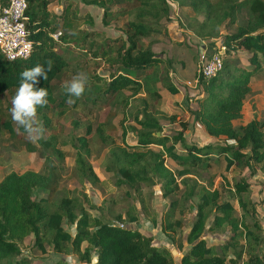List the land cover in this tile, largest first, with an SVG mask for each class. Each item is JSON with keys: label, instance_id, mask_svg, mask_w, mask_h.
<instances>
[{"label": "trees", "instance_id": "obj_1", "mask_svg": "<svg viewBox=\"0 0 264 264\" xmlns=\"http://www.w3.org/2000/svg\"><path fill=\"white\" fill-rule=\"evenodd\" d=\"M189 1L194 11L211 13V10L217 9L216 24L219 27L225 22H239L240 16L245 18L237 25L234 34L221 39L225 50L222 69L209 79H198L205 97L197 101L196 109L189 111L194 124L216 143L199 147L195 141H189L184 136L188 130L185 123H179L178 134L171 137L163 135L159 122L145 114L143 118H134L139 129L124 125V119L119 121L121 144H107L109 140L104 128H110V125L104 122L98 125L95 132L101 143L107 146L103 171L117 176L116 187L156 185L163 198L177 196L180 185L165 167L164 157L188 167L178 173L180 177L187 176L194 168L207 171L219 161L223 162L226 172L243 165L254 175V167L258 166L259 172L264 175V121L253 119L244 126L235 127V122L241 119L243 103L251 95L250 80L261 71V64L264 63V0H217L216 6L210 0ZM26 2V28L32 45L31 53L25 60L11 62L0 55V95L11 91L13 95L16 94L23 70L36 65L47 68L51 62L52 68L47 78H38L36 85L46 89L48 103L43 107L38 106L36 115L64 107L66 101L74 98L73 108L80 103V99L85 105L118 103L124 116L129 97L141 92L142 79L151 74L160 62L150 47L143 45L142 40L156 33L155 27L145 20L146 16L153 17L155 21L161 17L167 20L166 0H109L111 5L134 4L139 7L140 14L125 24L118 37H107L93 51V44L90 43V59L100 60L106 66L107 75L88 76L85 91L80 97L69 96L66 91L60 97H55L52 92L51 83L68 69V61L57 44L65 45L67 52L76 48L79 50L84 48L90 33L76 29L70 31L68 37L66 33L61 35L62 30L72 27L67 11L61 10L60 17L56 18L47 10L50 0ZM81 2L89 8L101 9L103 18L107 16L106 7L98 0ZM88 20L92 22L90 16ZM95 32L100 34L99 31ZM55 34H59L58 40L52 38ZM231 54H243L250 68L238 61L224 59ZM165 88L170 94H177L170 83H165ZM126 92L131 94L127 95ZM90 132L88 127L83 135L75 138L79 148L74 176L80 184H103L86 161ZM129 133L134 140L127 144L125 138ZM177 145L182 148L181 151L176 150ZM59 182L58 169L52 164L46 175L34 171L17 173L14 170L3 173L0 179V264H29L21 256L26 240H32L31 247L41 254H45L46 249L61 256L72 254L80 264H90L92 259L93 264H174L168 249L156 247L150 237L135 228L138 217H128L124 221L120 215L116 216L119 224L127 223L130 226L119 228L104 219L101 209L93 204L85 208L77 198L66 196L55 199ZM250 186L245 180L233 185V195L242 211L240 218L234 216V208L229 202L220 201L218 190H202L193 206L195 220L184 238L187 248L183 251L181 245L178 247L182 254L178 264H264V232L253 219L250 224L246 222L243 194L250 190ZM194 187L183 195L182 203L185 205L195 196ZM36 193L44 196L36 198ZM177 205L178 201H172L170 212ZM186 207L189 212L191 208ZM92 211L98 213L99 217L92 216ZM159 220H164L161 233L171 241L183 227L179 220L173 221L171 215ZM209 221L211 225L208 227ZM63 224L73 227L74 234L65 231ZM151 225L156 226L154 219ZM223 227L229 228L231 236L221 247H216L204 234H214ZM240 241L244 242V247H239ZM55 264L65 263L59 261Z\"/></svg>", "mask_w": 264, "mask_h": 264}, {"label": "rangeland", "instance_id": "obj_2", "mask_svg": "<svg viewBox=\"0 0 264 264\" xmlns=\"http://www.w3.org/2000/svg\"><path fill=\"white\" fill-rule=\"evenodd\" d=\"M52 1L53 12L59 9L70 14L72 27L62 30L61 35L66 33L68 37V33L76 29H81L85 34L90 33L82 49L69 47L71 50L67 52L65 45L57 44L68 61V69L62 73L60 78L51 83L54 96L60 97L65 92V84L78 73H83L86 77L93 74L107 75L106 66L100 60L90 59L91 54L88 52L90 43L93 44V51L107 37H118L125 24L135 20L140 11L139 7L134 4L111 5L109 0H98L108 11L107 16L103 18L101 9L87 6L86 8L80 0H75V3L70 0ZM210 1L216 6L217 0ZM189 4V0H166L167 20L161 17L155 21L153 17L146 16L145 20L155 27L156 33L143 39L142 43L150 47L160 62L151 74L142 79L141 92L134 97H129V105L125 109L124 116L121 114L118 103L109 105L98 102L95 105H85L80 99V103L73 108L74 98H72L73 102L66 101L64 107L36 115V127L39 131L33 133V138H30L23 128L11 119L9 109L12 106L13 92L0 95V177L8 170H14L17 173L34 171L46 175L52 164L57 167L60 175L55 199L66 196L77 198L85 208L93 204L101 209L102 217L113 225L119 224L115 220L118 215L124 221L128 217H138L139 222L135 228L143 235L150 237L156 247L163 246L168 249L174 264H178L182 255L178 249L179 245L183 247V251L187 248L184 238L195 220L193 206L202 194V190H218L220 201L229 202L234 208V216L240 218L242 211L233 195V185L243 180L250 183L252 189L243 194L246 204V222L250 224L253 220L256 221L264 232V175L259 172L258 166L254 167L256 172L254 175L243 165L232 167L226 172L223 162L219 161L212 164L207 171L194 168L190 169V174L187 176L180 177L178 173L188 167L178 165L164 157L165 167L173 173L176 183L180 185V192L177 196L167 199L162 197V192L156 185L138 184L132 187H116L117 176L112 172L103 171L107 146L101 143L95 129L104 122L110 125V128H104L105 136L109 140L107 144L110 142L114 145L121 144L119 121L124 119V125L139 129L134 123V118H143L145 114L154 117L159 122L163 135L171 137L178 134L179 123H185L188 126L185 137L198 139L197 142L200 145L216 143L204 136L199 126L194 124L189 112L196 109L197 101L205 97L202 87L198 85V79L203 78L199 73L202 68L200 54L204 53L207 59L211 58L218 52L221 39L234 34L237 25L245 18L240 16L239 22L234 24L225 22L219 27L216 24V17L219 14L217 9L211 10V13L205 10L194 11ZM89 16L92 22L88 20ZM95 31H99L100 34H96ZM58 38L59 36L56 40ZM224 53L225 50L222 52V58ZM224 59L238 61L244 67L250 68L243 54H231ZM167 82L177 90V94L172 95L166 90L165 83ZM249 85L251 95L247 96L243 103L241 119L235 122L236 128L246 125L253 119L264 121V63L261 64V71L251 78ZM126 94L130 95L131 92H126ZM88 127L91 132L88 136L89 153L86 161L92 166L94 173L103 184L91 185L89 182L80 184L74 176L75 159L79 148L75 138L83 135ZM132 136L129 133L125 138L127 144L133 142ZM153 150L157 151L156 148ZM176 150L181 151L182 148L177 145ZM53 151L60 155L57 156ZM192 187H194L196 197L188 200L186 205L191 208L188 212L185 203H182V197ZM43 196L44 194L41 193L35 194L36 198ZM172 201H178V205L173 212H170L169 205ZM181 209H183L182 213ZM90 214L99 217V214L94 211ZM166 215H171L173 221L174 219L179 220L183 226L173 236L172 241L160 231L164 220L159 219L162 217L164 219ZM152 219L156 221L155 227L151 225ZM123 225L125 228L130 227L127 223ZM209 225H211L210 221L208 227ZM63 228L74 234L73 227L63 224ZM204 236L209 239V242L216 244V247H221L226 239L230 238L231 233L228 227H223L214 234L205 233ZM31 243L32 240H26L25 249L21 255L29 264H55L59 261L65 264H80L72 254L56 255L49 249H46L45 254H41L36 248L31 247ZM243 245V241H240L239 247H244ZM90 264H93V259Z\"/></svg>", "mask_w": 264, "mask_h": 264}, {"label": "built area", "instance_id": "obj_3", "mask_svg": "<svg viewBox=\"0 0 264 264\" xmlns=\"http://www.w3.org/2000/svg\"><path fill=\"white\" fill-rule=\"evenodd\" d=\"M26 9V0H0V55L6 61L25 60L30 56L32 45L26 28ZM58 36L55 34L52 38L56 40ZM223 51L220 44L211 58L200 54L202 68L199 73L203 78L209 79L221 71ZM116 226L125 228L122 224Z\"/></svg>", "mask_w": 264, "mask_h": 264}, {"label": "clouds", "instance_id": "obj_4", "mask_svg": "<svg viewBox=\"0 0 264 264\" xmlns=\"http://www.w3.org/2000/svg\"><path fill=\"white\" fill-rule=\"evenodd\" d=\"M51 62L47 68L41 65L33 66L25 69L20 73V83L16 90V94L11 101V119L23 128L25 134L33 138V133H38L39 128L36 127L35 119L37 107H43L48 103L47 91L43 87H37L38 78L46 79L47 74L51 71ZM87 77L83 73H78L64 86L65 91L72 97H80L85 91ZM69 103L73 101L69 99Z\"/></svg>", "mask_w": 264, "mask_h": 264}, {"label": "crops", "instance_id": "obj_5", "mask_svg": "<svg viewBox=\"0 0 264 264\" xmlns=\"http://www.w3.org/2000/svg\"><path fill=\"white\" fill-rule=\"evenodd\" d=\"M51 1V3H50V5L47 7V10L52 14V16H54V17H56V18H59L60 17V13H61V10H59L58 9V11H56V12H53L52 11V7H54V5H53V1L52 0H50ZM71 2H74L75 3V0H70ZM80 2H81V0H80ZM84 7H86V6H84ZM57 8H59V7H57ZM87 8V7H86ZM78 30H81V29H78ZM200 129V128H199ZM201 130V129H200ZM202 131V130H201ZM202 133H203V131H202ZM204 134V133H203ZM204 136L205 137H207L205 134H204ZM208 139H210V140H213V139H211V138H209V137H207ZM187 139L190 141V140H193V141H195L197 144H198V146L199 147H202V146H205V145H200L197 141H198V139H194V137H187ZM209 144H212V143H209ZM209 144H206V145H209ZM2 178V176L0 177V179ZM252 189V186H250V190ZM259 189H260V187H259ZM263 201H264V198H263ZM264 220V219H263ZM243 244H244V242H243Z\"/></svg>", "mask_w": 264, "mask_h": 264}]
</instances>
